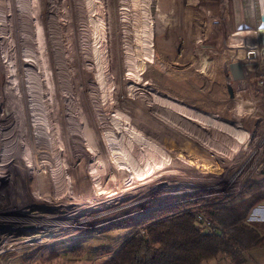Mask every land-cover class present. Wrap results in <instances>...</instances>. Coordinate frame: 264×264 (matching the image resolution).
<instances>
[{"label":"rangeland","instance_id":"rangeland-1","mask_svg":"<svg viewBox=\"0 0 264 264\" xmlns=\"http://www.w3.org/2000/svg\"><path fill=\"white\" fill-rule=\"evenodd\" d=\"M37 1L0 0V94L7 97L0 133L8 136L0 146L7 155L0 162V264H97L132 231L143 232L137 222L154 208L234 200L263 174L254 160L264 150V74L245 50L264 47L260 0ZM234 61L244 68L238 79ZM48 106L67 127L64 144ZM18 121L32 137L34 122L47 121L49 138L26 149L35 151L33 164L11 139ZM185 121L203 126V135ZM237 126L249 132L246 141L235 140ZM208 137L224 149L214 161L206 159L215 148L204 144ZM203 218L204 227L214 226ZM249 221H264V203ZM40 232L48 237L31 239ZM209 263L234 264L225 255Z\"/></svg>","mask_w":264,"mask_h":264},{"label":"trees","instance_id":"trees-1","mask_svg":"<svg viewBox=\"0 0 264 264\" xmlns=\"http://www.w3.org/2000/svg\"><path fill=\"white\" fill-rule=\"evenodd\" d=\"M260 203L264 172L247 181L245 191L234 200L168 202L137 222L143 232L132 231L97 264H210L220 255L243 264L247 251L264 247V221H249ZM198 215L214 226L204 227Z\"/></svg>","mask_w":264,"mask_h":264},{"label":"bare ground","instance_id":"bare-ground-1","mask_svg":"<svg viewBox=\"0 0 264 264\" xmlns=\"http://www.w3.org/2000/svg\"><path fill=\"white\" fill-rule=\"evenodd\" d=\"M4 1V0H3ZM34 1H37V0H34ZM38 2V1H37ZM34 5V4H33ZM202 5V4H201ZM27 6V5H26ZM29 6V5H28ZM198 6V5H197ZM260 6H261V11H264V0H260ZM30 7V6H29ZM37 7V6H36ZM103 7V6H102ZM204 7V6H203ZM27 11H29V9L27 8ZM40 12V11H39ZM39 12H38V14H39ZM30 14V13H29ZM196 14V13H195ZM30 16V15H29ZM32 16H34L33 14H32ZM41 16V15H40ZM32 19V18H31ZM97 19V18H96ZM33 20V19H32ZM37 20H39V18L37 19ZM30 22V21H29ZM95 23V22H94ZM25 24H27V23H24V25ZM201 24V23H200ZM32 25V24H31ZM36 25H38V24H36ZM39 25H41L40 24V22H39ZM198 25V24H197ZM34 26V25H33ZM153 26V25H152ZM209 26V25H208ZM151 27V26H150ZM193 28H195V27H193ZM35 29V28H34ZM39 29H41V28H39ZM26 30V29H25ZM33 30V29H32ZM102 30V29H101ZM38 31H40L41 32V30H38ZM28 32V31H27ZM39 33V32H38ZM94 33V32H93ZM145 33V32H144ZM27 34V33H26ZM36 34V33H35ZM101 35V34H100ZM99 36V35H98ZM144 36V35H143ZM196 36V35H195ZM199 36V35H198ZM34 37V36H33ZM103 37V36H102ZM37 38V37H36ZM152 39H153V37H152ZM197 39H198V37H197ZM193 40V39H192ZM93 42H94V40H93ZM81 44V43H80ZM83 44V43H82ZM96 44V43H95ZM68 45V44H67ZM41 46V45H40ZM92 48V47H91ZM96 48V47H95ZM173 48V47H172ZM42 50V49H41ZM37 51H39V50H37ZM94 51V50H93ZM96 51V50H95ZM96 54V53H95ZM94 54V55H95ZM98 54V53H97ZM39 55V54H38ZM102 56V55H101ZM147 56V55H146ZM103 57V56H102ZM148 57V56H147ZM95 58V57H94ZM204 59V58H203ZM92 61H94V60H92ZM102 61V60H101ZM127 61V60H126ZM106 62V61H105ZM127 62H129V61H127ZM100 63V62H99ZM127 64V66L129 65L128 63H126ZM99 65V64H98ZM101 65V64H100ZM99 65V66H100ZM106 65V64H105ZM131 65V64H130ZM230 65V64H229ZM126 66V67H127ZM5 67V66H4ZM61 67H62V64H61ZM64 67V66H63ZM1 68H3V67H1ZM130 68V67H129ZM4 69V68H3ZM104 69V68H103ZM6 70V69H5ZM7 70H9V69H7ZM97 70V69H96ZM61 71V70H60ZM104 71V70H103ZM108 71V70H107ZM130 71V70H129ZM72 72V71H71ZM205 72V71H204ZM4 73V72H3ZM59 73V72H58ZM62 73V72H61ZM98 73H99V71H98ZM101 74V73H100ZM100 74H98V75H100ZM104 74V73H103ZM97 77H99V76H97ZM246 77V76H245ZM61 78V77H60ZM233 78V77H232ZM236 79H238V78H236ZM99 80H101V77H100V79ZM113 80V79H112ZM237 81V80H236ZM101 82H102V80H101ZM240 81H238V83H239ZM237 83V82H236ZM242 83V82H241ZM240 83V84H241ZM98 84V83H97ZM101 84V83H100ZM227 84V83H226ZM244 85H246V84H244ZM40 86V85H39ZM101 86V85H100ZM240 86V85H239ZM243 86V85H242ZM228 88V87H227ZM52 89V88H51ZM4 90V89H3ZM56 90V89H55ZM51 92V91H50ZM70 92V91H69ZM77 92V91H76ZM59 93V92H58ZM78 93V92H77ZM3 95L5 94L4 93V91H3V93H2ZM2 94H0V102H1V105L3 106V102H5V101H3V98H4V96L6 95H2ZM54 94V93H53ZM6 97V96H5ZM68 97V96H67ZM72 97H73V95H72ZM7 98V97H6ZM6 98H4L5 100H6ZM60 99V98H59ZM28 100V99H27ZM64 100V99H63ZM70 100V99H69ZM67 101V100H66ZM65 101V102H66ZM58 102H59V100H58ZM49 103V102H48ZM62 103V102H61ZM56 104V103H55ZM60 104V103H59ZM64 104V103H63ZM68 104V103H67ZM73 104V103H72ZM75 104V103H74ZM243 104V103H242ZM28 105V104H27ZM32 105V104H31ZM2 106H0V114L2 113V110H3V107ZM158 106H163L164 107V111L166 112V113H171L172 114V116H175V110L174 109H171L170 108V105H165V104H163V103H160ZM245 106H246V104H245ZM37 107V106H36ZM36 107H34V108H30V111L31 110H34V109H36ZM50 106H48L47 107V109H42V111L44 110L46 113H49V112H51L50 113V115H51V118H49L50 120H48L49 122H50V125H51V127H52V130H55V137H56V140L58 141V142H60L61 144H64V143H66L65 142V140L67 139V141L70 139V135L66 132V134H63V130L64 129H67V127L65 126V128H64V126H63V124H60V116L58 115L59 113L57 112V110H56V108H55V110H54V116H52L53 115V112H52V110L49 108ZM62 107V106H61ZM236 107V106H235ZM67 108V107H66ZM14 109V108H13ZM24 109V108H23ZM54 109V108H53ZM73 109V108H72ZM25 110V109H24ZM193 110V109H192ZM239 110V109H238ZM195 111V110H194ZM241 111V110H240ZM20 112V111H19ZM23 112V111H22ZM27 112V111H26ZM12 113V112H11ZM28 113H29V111H28ZM35 113V112H34ZM57 114V116H56V114ZM68 113V112H67ZM25 114V113H24ZM69 114V113H68ZM109 114V113H108ZM177 114H181V116L179 117V118H183V117H185L186 115H185V112L181 109V108H178V110H177ZM209 114V113H208ZM14 116H15V114H14ZM21 116V115H20ZM47 116H48V114H47ZM211 116H213V115H211ZM101 117H102V115H101ZM190 117H192V120L193 121H198L199 122V120L201 119V116L200 115H192V116H190ZM215 117V116H214ZM25 118V117H24ZM45 118H46V116H45ZM216 118V117H215ZM13 119V118H12ZM219 119V118H218ZM11 120V119H10ZM110 120V119H109ZM208 120H209V122L211 123L212 121H213V119L211 118V117H209L208 118ZM113 121V120H112ZM157 122V121H156ZM161 122V124H162V127H164L165 126V128H168V129H172V130H177L178 132H180V130H179V128H177L175 125H172V124H169V125H167V124H165L166 122L165 121H163V119L160 121ZM159 122V123H160ZM20 123L21 122H17V129H18V132L14 135H12L11 136V139H13L15 142H17L18 143V141H19V143H18V146L19 147H22V154H24V158H26L29 162H30V164H31V162H32V164H33V161H37V160H35V158L34 157H37V156H32V154H33V152H35V151H31V149H28L27 151H26V149L27 148H29L30 147V145H31V141H34L35 142V139H40L39 138V136H41L42 138H46V139H48L46 136H44L43 134L45 133V131H47L46 130V123H47V121L45 122V121H43V122H34V127H35V129H34V132H33V136L34 137H32V135H31V133H30V130H28V131H25V126H24V124H23V130L24 131H21V129H20ZM63 123V122H62ZM77 124L75 125V130H76V133L77 134H80L81 133V131H78L79 130V123H78V121L76 122ZM100 123V122H99ZM158 123V124H159ZM12 124H13V122H12ZM183 124L185 125V126H190L192 129H193V127H195V128H197V132H198V135H200L201 136V134L203 135V126H198V127H196V126H194V124L192 123H186V121L185 122H183ZM198 124V123H197ZM160 125V124H159ZM73 126V125H72ZM205 126H210V127H213V128H216V129H219L218 127H216V126H213V125H204V127ZM14 128V127H13ZM131 128V127H130ZM206 128V127H205ZM15 129V128H14ZM167 129V130H168ZM181 129V128H180ZM187 129V128H186ZM236 130L238 131L237 133V135L236 136H234V138H235V140L236 141H238L239 143H240V141H241V139H242V141H246L248 138H249V132L246 130V129H244L243 127H239V126H237L236 127ZM161 131V130H160ZM187 131H189V130H187ZM220 131V130H219ZM0 132H1V128H0ZM183 132H184V130H183ZM207 132V131H206ZM13 133V132H12ZM65 133V132H64ZM181 133V132H180ZM210 133V132H209ZM216 133V132H215ZM97 134V133H96ZM95 134V135H96ZM125 134V133H124ZM187 134V133H186ZM194 134V133H193ZM207 134H208V132H207ZM131 135V134H130ZM188 135V134H187ZM165 136V135H164ZM163 136V137H164ZM222 137V136H221ZM6 138H8V136L7 135H5L4 134V132H3V134L2 133H0V146H3L4 145V142H5V140H6ZM97 138H98V136H97ZM129 138H130V136H129ZM128 138V139H129ZM132 138V137H131ZM133 138H135V137H133ZM193 139V138H192ZM130 140V139H129ZM199 140V139H198ZM41 141V140H40ZM163 141V140H162ZM211 141V142H210ZM37 142V141H36ZM48 142V141H47ZM103 142V141H102ZM110 142V141H109ZM167 142H169V141H167ZM202 142V141H201ZM203 142H204V144L205 145H208V146H210V147H215V148H213V151H212V153L211 154H209V155H207V158L206 159H211V161H214L217 157H219V154L221 153L220 152V150H224V149H222L223 147L220 145V144H218V143H216V142H214V140L213 139H211V137H208L207 139H204L203 140ZM217 142H218V140H217ZM12 143V142H11ZM45 143V142H44ZM43 143V144H44ZM49 143H50V148L52 149V147H54L53 146V143H54V141L53 140H49ZM107 143H108V141H107ZM106 143V144H107ZM157 143V142H156ZM199 143V142H198ZM207 143H209V144H207ZM102 144V143H101ZM221 144H223V143H221ZM111 145V144H110ZM126 145H127V143H126ZM201 145H202V143H201ZM7 147V146H6ZM14 147V146H13ZM39 147V146H38ZM44 147V146H43ZM103 147V146H102ZM129 146L127 145L126 147H124V150H126V153H128V150H129V148H128ZM200 147V146H199ZM236 147H239V146H233V148H236ZM104 148V147H103ZM8 149V148H7ZM6 149V150H7ZM41 149V148H40ZM98 149V148H97ZM110 149V148H109ZM111 150H112V148H111ZM9 151V150H8ZM48 151V153L49 154H51V153H54L52 150H47ZM46 151V152H47ZM99 151V150H98ZM102 151V150H101ZM115 151V150H114ZM110 153V151H107V153ZM113 153V152H112ZM186 153V152H185ZM35 154V153H34ZM38 154V153H37ZM105 154V153H104ZM41 155V154H40ZM112 155V154H111ZM52 156H55V153L54 154H52ZM79 156V155H78ZM105 156V155H104ZM182 156V155H181ZM6 157H7V155L5 156V154L4 153H2L1 151H0V162H2L3 164H6ZM81 158V160H82V164L80 163L79 164V167L83 170V168H84V172H85V169L87 168L86 167V162H85V159L82 157V156H80ZM50 158V157H49ZM126 158V157H125ZM171 158V157H170ZM186 158V157H185ZM184 158V159H185ZM42 159V158H41ZM40 159V161H42ZM46 159V158H45ZM51 160V159H50ZM114 160V159H113ZM188 160V159H187ZM65 161V160H64ZM131 161V159L129 160H127V162L128 163H131V165L133 166L134 164L132 163V162H130ZM46 162H48V160L46 161ZM68 162V161H67ZM210 162V161H209ZM45 164V163H44ZM67 164V163H66ZM52 165V164H51ZM61 165L63 166V162L61 163ZM168 165V164H167ZM53 166H56V165H53ZM76 166L78 167V164H76ZM32 167V165H30V168ZM116 167V166H115ZM168 167V166H167ZM170 167V166H169ZM173 167V166H172ZM39 168V166L38 165H36V164H34V169L35 170H37ZM43 169H44V167H43ZM58 169V168H57ZM117 169V168H116ZM167 169V168H166ZM53 171V170H52ZM171 171V170H170ZM177 171V170H176ZM166 172H167V170H166ZM93 173V172H92ZM149 173V172H148ZM60 174V173H59ZM93 174H95V179L96 178H98V175H97V173H93ZM39 175L40 174H36V177L38 178L39 177ZM63 176V175H62ZM151 176V175H150ZM60 177V176H59ZM146 177V176H145ZM58 178V177H57ZM76 178V177H75ZM39 179V178H38ZM44 180V179H43ZM52 180V179H51ZM88 180V179H87ZM61 182H62V180H60ZM68 181V180H67ZM150 181V180H149ZM52 182V181H51ZM50 182V183H51ZM64 182V181H63ZM66 182V181H65ZM106 183V182H105ZM66 184V183H65ZM67 184H68V182H67ZM71 184H72V182H71ZM76 184V183H75ZM40 185V184H39ZM37 187V186H36ZM78 187V186H77ZM43 188V187H42ZM45 192V191H44ZM100 193H102V191L100 190V189H98L94 194L95 195H98V194H100ZM39 194V193H38ZM88 194H90V193H88ZM44 195V194H43ZM51 195V194H50ZM101 199H104V198H101ZM42 200H44V199H42ZM77 201V200H76ZM98 201V200H97ZM48 203V202H47ZM91 206V205H90ZM0 212H2V211H0ZM118 213V212H117ZM8 219V218H7ZM8 221V220H7ZM39 222V221H38ZM23 224H26V223H22L20 226H22ZM17 225V224H16ZM75 225V224H74ZM82 226H84V225H82ZM34 227V226H33ZM18 228H19V226H18ZM43 228V227H42ZM25 229V228H24ZM37 229V228H36ZM29 230V229H28ZM80 230V229H79ZM20 235V234H19ZM126 235V234H125ZM21 236V235H20ZM48 236H47V234L45 233V234H41V232L40 233H38V234H34L33 236H31V239H40V240H43V239H45V238H47ZM105 237V236H104ZM21 238V237H20ZM130 238H131V236H130ZM127 240V239H126ZM132 240V239H131ZM37 241V240H36ZM28 245V244H27Z\"/></svg>","mask_w":264,"mask_h":264},{"label":"built area","instance_id":"built-area-1","mask_svg":"<svg viewBox=\"0 0 264 264\" xmlns=\"http://www.w3.org/2000/svg\"><path fill=\"white\" fill-rule=\"evenodd\" d=\"M263 29H264V26H263ZM262 43H264V36L262 38ZM245 50L247 51L248 59H252L251 61L256 62L258 74L260 75L264 74V72L262 71V68L264 67V47H262V53H260L257 46L250 47V45H247L245 47ZM254 50H256V53ZM259 158L261 159L259 160ZM254 163L258 164L257 169L259 170V172H261L263 170L262 168L264 167V150L255 158ZM197 218L199 221H204V218L202 215H198ZM207 227H210V225H207Z\"/></svg>","mask_w":264,"mask_h":264},{"label":"crops","instance_id":"crops-1","mask_svg":"<svg viewBox=\"0 0 264 264\" xmlns=\"http://www.w3.org/2000/svg\"><path fill=\"white\" fill-rule=\"evenodd\" d=\"M246 260L243 264H264V247L251 249L245 253Z\"/></svg>","mask_w":264,"mask_h":264},{"label":"water","instance_id":"water-1","mask_svg":"<svg viewBox=\"0 0 264 264\" xmlns=\"http://www.w3.org/2000/svg\"><path fill=\"white\" fill-rule=\"evenodd\" d=\"M260 20L264 23V11L260 14ZM231 71L235 78H240L244 76V68L241 61H234L230 64Z\"/></svg>","mask_w":264,"mask_h":264}]
</instances>
